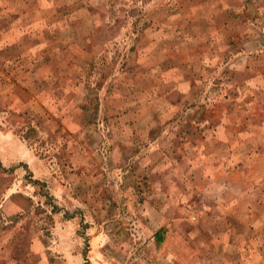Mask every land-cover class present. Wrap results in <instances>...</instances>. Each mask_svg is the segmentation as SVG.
<instances>
[{
    "label": "rangeland",
    "instance_id": "1",
    "mask_svg": "<svg viewBox=\"0 0 264 264\" xmlns=\"http://www.w3.org/2000/svg\"><path fill=\"white\" fill-rule=\"evenodd\" d=\"M0 264H264V0H0Z\"/></svg>",
    "mask_w": 264,
    "mask_h": 264
},
{
    "label": "crops",
    "instance_id": "2",
    "mask_svg": "<svg viewBox=\"0 0 264 264\" xmlns=\"http://www.w3.org/2000/svg\"><path fill=\"white\" fill-rule=\"evenodd\" d=\"M21 218H22V217H21ZM24 218H26V217L23 216V219H24ZM34 231H35V230H34ZM36 232H37V230H36ZM14 235H16V231L13 232V236H14ZM38 238H39L38 236H37L36 238H34V239H36V240H35L36 242H37V239H38ZM32 239H33V238H32ZM39 240H40V239H39ZM32 245H33V244H32Z\"/></svg>",
    "mask_w": 264,
    "mask_h": 264
}]
</instances>
